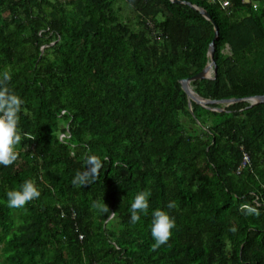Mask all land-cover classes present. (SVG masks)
Listing matches in <instances>:
<instances>
[{
	"label": "trees",
	"instance_id": "trees-1",
	"mask_svg": "<svg viewBox=\"0 0 264 264\" xmlns=\"http://www.w3.org/2000/svg\"><path fill=\"white\" fill-rule=\"evenodd\" d=\"M229 2L0 0V72L25 101L18 160L0 165V264H264V102L245 100L264 95V0ZM212 42L217 75L192 85L242 100L192 111L181 81ZM85 154L103 166L75 187ZM29 179L40 197L9 208L7 192ZM141 191L149 212L132 224ZM156 209L176 227L153 251Z\"/></svg>",
	"mask_w": 264,
	"mask_h": 264
},
{
	"label": "clouds",
	"instance_id": "clouds-1",
	"mask_svg": "<svg viewBox=\"0 0 264 264\" xmlns=\"http://www.w3.org/2000/svg\"><path fill=\"white\" fill-rule=\"evenodd\" d=\"M11 74L5 70L0 72V165L9 167L17 160L19 153L18 146L22 140V134L19 127L20 113L25 101L15 94L9 87ZM24 137L31 139L27 133ZM101 159L94 154H85L84 170L77 171L72 184L75 187H84L94 184L100 175L102 168ZM41 192L36 183L32 180H25L18 190H9L7 192V202L9 208H23L28 203L40 197ZM150 191H141L134 197L130 206V222L136 224L141 219V214L147 215L149 212ZM167 207L174 209L177 207L174 201H169ZM92 208L101 214H109V207L105 202L94 201ZM240 211L245 215L259 216L260 212L256 207L250 204H242ZM111 212L109 218L114 216ZM176 227L175 218L168 212L156 209L152 212L151 236L154 243L151 246L156 251L161 246L167 244L173 235V229ZM235 231V229H232Z\"/></svg>",
	"mask_w": 264,
	"mask_h": 264
},
{
	"label": "water",
	"instance_id": "water-1",
	"mask_svg": "<svg viewBox=\"0 0 264 264\" xmlns=\"http://www.w3.org/2000/svg\"><path fill=\"white\" fill-rule=\"evenodd\" d=\"M174 2H180V0H172ZM190 5H192L191 3H189ZM196 9H198L207 19L212 20L210 14L203 8H200L196 5H193ZM212 22L215 24V22L212 20ZM215 38H217L218 34H219V27L218 25L215 24ZM214 54H215V44L214 42H212L210 49H209V56L210 59L207 63V65L204 67V69H202L200 72H198L197 74L193 75L190 78L187 79H183L181 81L182 84V88L184 89V91L187 93L188 98L190 99V109L193 111V108L191 106L192 101H195L196 103L204 106V107H208L210 109H217V110H222L223 108H212L211 106H209L210 104L213 103H222L224 104V106H228L232 103H235L237 101H241L242 99L239 98H228V99H222V100H216V99H208V98H204L202 97L194 88V86L192 85V82L195 80H201L204 78H210L213 79L216 77L217 75V64H216V60L214 58ZM245 100H248L250 102V105L253 106L257 103H263L264 102V95H257L254 97H249L246 98Z\"/></svg>",
	"mask_w": 264,
	"mask_h": 264
},
{
	"label": "crops",
	"instance_id": "crops-1",
	"mask_svg": "<svg viewBox=\"0 0 264 264\" xmlns=\"http://www.w3.org/2000/svg\"><path fill=\"white\" fill-rule=\"evenodd\" d=\"M212 1H216V2L220 3V5L223 9H227L230 6V2H229L230 0H212ZM241 1H242V3H250L251 2L253 4V8L255 10H257L259 7V6H257L259 0H241ZM225 3H227V5H225Z\"/></svg>",
	"mask_w": 264,
	"mask_h": 264
},
{
	"label": "built area",
	"instance_id": "built-area-1",
	"mask_svg": "<svg viewBox=\"0 0 264 264\" xmlns=\"http://www.w3.org/2000/svg\"><path fill=\"white\" fill-rule=\"evenodd\" d=\"M225 5H227V3H225ZM63 136L64 135H62L61 137H63ZM249 165L251 166V158H250L249 153L245 152L244 156L242 158V161L240 162L239 168L248 167ZM73 215L75 217L76 214L74 213Z\"/></svg>",
	"mask_w": 264,
	"mask_h": 264
}]
</instances>
